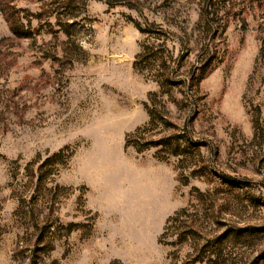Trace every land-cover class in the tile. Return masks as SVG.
Returning <instances> with one entry per match:
<instances>
[{
	"label": "rangeland",
	"instance_id": "obj_1",
	"mask_svg": "<svg viewBox=\"0 0 264 264\" xmlns=\"http://www.w3.org/2000/svg\"><path fill=\"white\" fill-rule=\"evenodd\" d=\"M6 2L28 34L0 12V264H264L263 1L211 0L207 26L206 0ZM147 42L178 81L214 58L162 94ZM138 128L171 139L139 149Z\"/></svg>",
	"mask_w": 264,
	"mask_h": 264
},
{
	"label": "trees",
	"instance_id": "obj_2",
	"mask_svg": "<svg viewBox=\"0 0 264 264\" xmlns=\"http://www.w3.org/2000/svg\"><path fill=\"white\" fill-rule=\"evenodd\" d=\"M58 1H63L64 5L63 8L66 11L65 15L67 17H75L76 14L72 11V9L74 8V1H80V2H85V0H53V6L55 3H58ZM264 3V0H262ZM107 2L109 4H116L117 2H119V0L112 2H109L107 0ZM57 5V4H56ZM211 0H206L205 6L202 5L200 11H199V15H198V22L199 25L200 23L204 24L205 26H207L209 24V15L212 13L210 11L211 8ZM0 12L4 15L5 19L7 20L10 30L12 31L13 34L19 36H26L28 34V32L24 29L23 23H21L20 21V17L17 15V10L14 9L13 5L9 4L8 2H6V0H0ZM136 27L139 29L140 32L142 33H146L149 34V36L151 35H159V33L156 32H160V31H153L149 28L144 29L142 27H140L139 25H136ZM203 34V37H205V35L208 33V30H202L200 31ZM261 37H260V47L258 50V53L255 57V66L258 63H263L264 64V26L260 27L259 30ZM156 39H158V37H155ZM154 46L153 45H149L148 42L144 43L141 46V51L139 52V54L137 55L134 64L135 66H140V67H144V65L149 64V66L153 67L157 70H160V72H162L161 75H159V78H157V83L159 85V88L161 90L160 93L164 94L166 93L165 88L169 85H176V84H184L186 82V80H189V82H191L192 85H195L196 88H198V84L200 82V80L204 77L205 73L207 72V70L209 69V67L211 66L212 60L214 58V52L211 51V47L206 44L203 43L200 46H197L195 50H197V62L198 65L196 67V71L195 73H193L189 78H185L182 81H178L172 78L173 74L175 73V69H170L168 67V65H166V60L161 57L162 55H160V51L157 50L156 52H153ZM153 52V53H152ZM173 57L171 56L170 59H172ZM181 58V57H180ZM179 56H176L175 60L178 59V61L180 60ZM168 95V93H167ZM157 97L156 93H151L147 103H145V109L147 111V114L149 116V125L151 124H157L158 122H167L164 117H157L156 116V111H157V104L155 103V99ZM169 98L174 102L175 105H178V101L175 99H172V96L169 94ZM181 102V101H180ZM160 105V103H158V106ZM160 120V121H158ZM257 126H258V120H255L253 122V127H254V133H253V138L256 137V130H257ZM146 128H138L136 130V132L131 135V137L133 136H138L136 141H132L133 144H135L139 149L142 148H146V147H155V146H159L162 145L164 142H167L168 140H170V137H162L159 139H146V141H143V143H140L139 140H143L145 135H146ZM180 134H176L173 136L172 139L174 140H178L180 138ZM167 138V139H166ZM145 140V139H144ZM128 142V141H127ZM130 142V141H129ZM172 154L176 155L179 154V151L177 149H174L172 151ZM186 213V208H181L180 210L174 212V214L172 216H170L165 224V227L163 229V233L162 235L166 234L167 231L170 229V227H172L173 223L175 222H179L180 217ZM182 222V221H180ZM243 230L242 229H236V230H232L230 229L229 233H234L237 234L238 236H240ZM183 234V233H182ZM180 240H185V237L183 238H179V242ZM197 260L201 261L200 258H198ZM219 263L220 261L214 260L213 263Z\"/></svg>",
	"mask_w": 264,
	"mask_h": 264
}]
</instances>
